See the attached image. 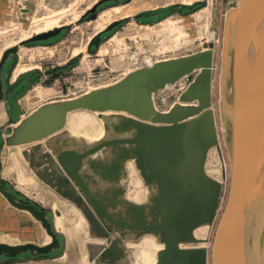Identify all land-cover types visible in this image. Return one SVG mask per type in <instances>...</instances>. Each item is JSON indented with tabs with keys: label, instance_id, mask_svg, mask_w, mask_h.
<instances>
[{
	"label": "water",
	"instance_id": "water-1",
	"mask_svg": "<svg viewBox=\"0 0 264 264\" xmlns=\"http://www.w3.org/2000/svg\"><path fill=\"white\" fill-rule=\"evenodd\" d=\"M103 1L87 11L90 19L96 18V9ZM263 3L264 0H240L225 21L221 97L226 98L233 53L239 81L232 120L221 101L222 122L231 121L233 130L232 178L214 237L213 264H247L256 174L264 157V43L255 51L249 45L248 34ZM197 4L179 6L192 10ZM174 6L143 10L136 17L163 14ZM120 22H111L101 32ZM61 30L62 27H55L36 33L21 44L48 39ZM101 32L89 40L88 52L100 44ZM18 47L16 44L8 48L0 62V99L5 88L11 92L26 82L11 104L12 116L20 119L9 134L0 129V135L7 146H23L21 153L35 175L82 212L92 237L106 241L87 244L90 261L131 264L127 242L152 235L164 245L157 252L155 264H208L209 249L191 244L200 242L195 235L198 227L215 223L224 200L223 183L206 169L210 150L219 148L212 93L213 43L193 54L138 67L111 84L79 96L42 103L29 113L21 99L40 81L33 77L41 70H26L12 80L18 64L15 56L5 76V86L1 76L2 65ZM79 56H72L67 63L47 72L67 68ZM192 73L193 80L181 92L179 101L166 111L159 110L155 93ZM81 110L97 112L102 120L104 134L98 140L87 141L67 128L69 115ZM131 160L148 188L147 200L143 202L127 197L125 182ZM0 192L13 206L38 219L51 236L50 242L43 245L1 242L0 255L15 256L29 249L46 253L60 246L44 210L17 200L1 181ZM259 193L264 196V175ZM263 205L264 201L260 209Z\"/></svg>",
	"mask_w": 264,
	"mask_h": 264
},
{
	"label": "rangeland",
	"instance_id": "rangeland-1",
	"mask_svg": "<svg viewBox=\"0 0 264 264\" xmlns=\"http://www.w3.org/2000/svg\"><path fill=\"white\" fill-rule=\"evenodd\" d=\"M98 1L100 0H0V62L8 48L19 45L17 51L10 54L2 65L1 76L4 86L5 76L15 56L18 57V64L17 73L13 79L29 69L41 70V73H36L33 77L39 78L40 81L35 83L21 99L27 111L45 102L76 97L95 87L111 84L129 71L141 67L146 55H154L158 60L168 59L196 53L208 47L210 43H213L215 48L213 104L215 108L219 107L225 21L228 12L239 3V0H194L193 2L198 4L192 10L181 9L180 3L189 4L182 0H105L97 7L96 18L90 19L91 14L86 13ZM168 4H175V6L166 13L136 17L143 10ZM129 5H134L135 9L129 15L109 16L116 7L127 8ZM61 14L63 17L60 25L55 26L62 27L59 34L48 39L21 44L22 40L35 35L34 29L43 25L48 17ZM115 20H120V24L111 30L101 32ZM98 22H101V25L97 26ZM98 32H101L100 44L92 47L88 52V42ZM211 32L214 33L213 39L209 38ZM25 33H31V35L21 39ZM83 47L85 50L78 53L80 56L75 63L65 69L47 72L48 69L67 63L74 56L75 48ZM39 50H42V53ZM133 53L138 54L137 60L133 57ZM194 75L195 73H192L176 84L156 92L155 103L158 109L166 111L178 102L179 88L191 81ZM230 83L229 80L227 89ZM25 84L26 82H21L10 92L12 94L10 105L17 90ZM90 116H95L97 121L101 120L95 112L78 111L70 114L67 128L90 139L99 138L91 134L98 133L100 131H97L98 128L94 129L85 125L81 130L73 129L74 123L88 119ZM19 119L15 117L13 122L16 123ZM99 124L97 122V127ZM83 129L88 130L91 136H88ZM1 130L5 134L11 132ZM8 147L4 137L1 136L0 169L3 176L8 179L7 189L17 200L33 203L45 211L52 228L58 235L60 246L46 253L29 249L15 256L1 254L0 264H96L89 259L87 244L106 243V241L92 237L88 221L82 212L35 175L23 155L22 158L19 154L23 146ZM223 158L224 154L220 150L216 156L211 154L208 157L206 169L218 162V175L214 171V173L210 170L207 172L223 183V201H225L228 196L230 177L227 175L229 167ZM129 163L128 166L137 168L134 161L131 160ZM128 172L129 180L125 182L128 196L136 202L147 200L148 188L138 168L137 171L128 169ZM30 175L34 177L32 181L28 180ZM13 210L22 212L15 206ZM56 211L60 214H56ZM24 214H27L29 221L27 232H14L15 243L13 244L34 242L43 245L45 239L51 236L31 213L25 211ZM217 220L216 218L213 225H204L199 228L198 231L205 229V232H201L202 235L196 232L195 235L200 242L191 245L205 246L209 251L212 250ZM163 246L151 235H145L140 240L127 244L128 251L133 253L134 264H155L157 252ZM209 259L208 254V261Z\"/></svg>",
	"mask_w": 264,
	"mask_h": 264
},
{
	"label": "bare ground",
	"instance_id": "bare-ground-1",
	"mask_svg": "<svg viewBox=\"0 0 264 264\" xmlns=\"http://www.w3.org/2000/svg\"><path fill=\"white\" fill-rule=\"evenodd\" d=\"M182 1L183 2H188L190 4V2H193L194 0H182ZM238 4H240V0H239ZM134 10H135L134 9V5H132V6L129 5V7H127V8L116 7L112 12L109 13V16L110 15L113 16L114 14H116V16L117 15H125V16H127L130 13H132ZM62 17H63L62 14L61 15H57L56 17H48L45 20V22L43 23V25L38 26L36 29H34V33L44 32V31H47V30H50V29L54 28L55 26H59ZM103 19H105V18H103ZM34 23H36V22H34ZM99 25H101V22L97 23V26H99ZM29 35H31V33H25V34H23L21 39H24V38L28 37ZM209 38L210 39L214 38V33L213 32L210 33V37ZM248 42H249V45L252 47V49H254L255 51H259L261 46H262V44L264 43V3L262 5H260V7L258 8V11H257V13H256V15L254 17L250 32L248 34ZM84 50H85V47H83V48H75V50L73 52V55L75 56L80 51H84ZM214 51H215V48H214ZM39 52L42 53V50H39ZM133 57L137 60L138 54L137 53H135V54L133 53ZM144 59L149 64H152L154 62L153 58L151 56H148V55H146ZM222 61H223V55H222ZM230 62L231 63H230V70L229 71H230V82L231 83H230L229 88L226 89V98H222V97L220 98V100L218 101V106H219L218 108H215V106L213 104V107H214V110H215V113H216L217 130H218V137H219V148L218 147H213L210 150V153H209V156L211 154H214L216 156V153L218 152V150L222 151V154H224V158L223 159L227 163V166L229 167L228 168L229 170L227 172L228 173L227 175H229V177H230V179H229L230 184L228 183L229 186H228V189H227L228 196H227V200L223 201V203H222V209H221L222 211H221V213H219V215L217 217V219H218L217 220V226H218V222L220 220V217L222 216V213H223L224 208H225V206L227 204V201H228L230 187H231V178H232V155H233V130H232V124H231V121H228L227 123H223L222 119H221V101H222V99H223L224 109L227 112L228 118L230 117L231 120H232V114H233L232 107H234V103H235V99H236V95H237V85H238V81H239V72H238V64H237L236 56H235L234 53H233V55L231 57V61ZM222 64H223V62H222ZM16 73H17V68H15V70L13 72V78L15 77ZM220 78H222V77H220ZM169 86H171V85H169ZM221 88H222V80H220V90H221ZM221 92H222V90H221ZM212 93H214V87L213 86H212ZM81 111L92 112V111H86V110H81ZM76 112H78V111H76ZM95 114H98V113L95 112ZM97 122L100 123L98 127H97ZM85 125H87V127H92L94 129L98 128L97 131L100 130L98 133H94V134L91 133L93 136H96V137L99 136V138H101L103 136V134H104L103 122L101 120L97 121L95 116H90L88 119H85V120H82V121H78L77 123H74L73 124V129L74 130H81V128H83ZM84 132L88 136H91V135H89L90 132L88 130H84ZM71 133L73 135H75V136H81V137L85 138L87 141H90V142L99 139V138L90 139V138H88V137H86L84 135L76 134V133H74V131L73 132L71 131ZM99 133H100V135H99ZM18 146H21V145H18ZM19 154L22 157L21 151L19 152ZM217 161H218V159H217ZM129 164H131V162ZM217 164H218V162H215L213 165H210L207 170H210L211 172L214 171V172H216L215 174L218 175L219 174V168H218ZM215 167H217V168L215 169ZM25 168H27V167H25ZM127 168L129 170H131V171H137V168H135L133 166L132 167L128 166V164H127ZM27 170H28V168H27ZM263 170H264V157H263L262 161L260 162V165L258 166L257 174H256V185H255V192H254V199H253V217H252L253 221H252V224H251V228H250V232H249V236H248V241H247V249H246V259H247L246 261H247V264H264V205L260 209V204L264 201L263 200L264 196H261L260 193H259L260 184H262V176L264 175L263 174ZM212 175H214V174H212ZM225 177H226V174H225ZM33 178L34 177L32 175H30L28 180L32 181ZM128 180H129V172H128ZM127 197L130 198L128 196V194H127ZM216 229H217V227H216ZM198 230L199 229L196 230V232H198L197 233L198 235H200V234L202 235V233L205 232V229L200 230V231H198ZM50 239H51L50 237H47L45 239V241H44V244L50 242ZM156 241H157V239H156ZM128 243H130V242H128ZM158 243H160V242H158ZM212 247H213V245H212ZM209 258L210 259L208 261V264H213V249L209 251ZM130 260H131V264H134L133 253H132V256H131ZM211 260H212V262H211Z\"/></svg>",
	"mask_w": 264,
	"mask_h": 264
},
{
	"label": "crops",
	"instance_id": "crops-1",
	"mask_svg": "<svg viewBox=\"0 0 264 264\" xmlns=\"http://www.w3.org/2000/svg\"><path fill=\"white\" fill-rule=\"evenodd\" d=\"M19 90H17V92ZM11 95L12 94H10V92L5 88V95L2 99H0V129L6 131L8 130L11 131L12 128L18 122V121L16 123L13 122L15 118L12 116L11 113V105H10L12 99ZM21 104L27 113L31 112L39 105H41L39 104L30 111H27L22 101ZM0 181L5 185L6 188H8L7 186L8 179L5 176H3L1 169H0ZM21 211L22 212H14L13 205L0 192V243L5 242V243L13 244L15 243L13 239L14 232H27L28 222H29L28 216L27 214H24L25 210H21Z\"/></svg>",
	"mask_w": 264,
	"mask_h": 264
},
{
	"label": "built area",
	"instance_id": "built-area-1",
	"mask_svg": "<svg viewBox=\"0 0 264 264\" xmlns=\"http://www.w3.org/2000/svg\"><path fill=\"white\" fill-rule=\"evenodd\" d=\"M152 58H153V61L154 62H156L158 59L153 55V56H151ZM143 63L141 64V66H147V65H152V64H149L145 59L142 61ZM187 77V76H186ZM185 78V77H184ZM193 80V79H192ZM191 80V81H192ZM191 81H189V82H187L186 84H184V85H182L180 88H179V96H180V94H181V92L182 91H184L185 89H186V87L190 84V82ZM165 99V98H164ZM171 107V106H170ZM168 110V109H167Z\"/></svg>",
	"mask_w": 264,
	"mask_h": 264
},
{
	"label": "flooded vegetation",
	"instance_id": "flooded-vegetation-1",
	"mask_svg": "<svg viewBox=\"0 0 264 264\" xmlns=\"http://www.w3.org/2000/svg\"><path fill=\"white\" fill-rule=\"evenodd\" d=\"M201 227H202V226L198 227L197 229H199V228H201ZM197 229H196V230H197ZM196 230H195V232H196Z\"/></svg>",
	"mask_w": 264,
	"mask_h": 264
}]
</instances>
